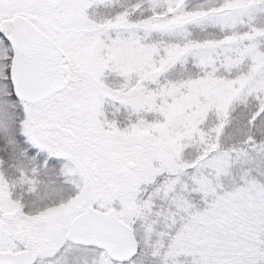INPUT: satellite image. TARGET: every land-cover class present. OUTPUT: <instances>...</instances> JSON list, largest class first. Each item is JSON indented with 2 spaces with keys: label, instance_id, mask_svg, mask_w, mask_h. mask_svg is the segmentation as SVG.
Wrapping results in <instances>:
<instances>
[{
  "label": "snow or ice",
  "instance_id": "6c2138e0",
  "mask_svg": "<svg viewBox=\"0 0 264 264\" xmlns=\"http://www.w3.org/2000/svg\"><path fill=\"white\" fill-rule=\"evenodd\" d=\"M0 264H264V0H0Z\"/></svg>",
  "mask_w": 264,
  "mask_h": 264
}]
</instances>
